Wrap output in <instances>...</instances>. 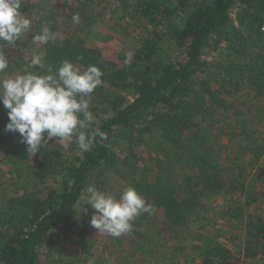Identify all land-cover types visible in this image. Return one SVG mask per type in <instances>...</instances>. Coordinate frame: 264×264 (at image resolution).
<instances>
[{
    "label": "trees",
    "instance_id": "16d2710c",
    "mask_svg": "<svg viewBox=\"0 0 264 264\" xmlns=\"http://www.w3.org/2000/svg\"><path fill=\"white\" fill-rule=\"evenodd\" d=\"M19 11L31 27L4 48L9 67L0 78L55 73L64 60L81 71L97 66L102 83L91 94L94 123L85 131L98 128L106 138L96 136L89 151H81L75 137L53 138L30 156L19 133L5 131L7 110L0 103V153L15 175L0 181V264L83 262L88 249L63 256L65 236L95 211L81 206L87 186L109 192L117 181L153 205L127 233L139 248L152 242L176 251L187 230L205 229L207 199L221 196L230 203L220 217L240 225L244 247H228L219 233H198L205 242L202 264H241L243 257L260 264L264 110L253 100L264 96V0H26ZM103 25L127 37L120 62L93 43L105 35ZM43 26L57 39L34 47L41 67L22 53L33 48L31 38ZM207 48L219 57L204 59ZM119 144L123 155L114 148ZM150 217L155 235L143 227ZM141 255L144 264H154L149 253Z\"/></svg>",
    "mask_w": 264,
    "mask_h": 264
},
{
    "label": "clouds",
    "instance_id": "9594fccd",
    "mask_svg": "<svg viewBox=\"0 0 264 264\" xmlns=\"http://www.w3.org/2000/svg\"><path fill=\"white\" fill-rule=\"evenodd\" d=\"M26 0H0V73L9 67L4 48L14 44L22 34L29 31L31 20L19 9ZM79 22L78 15L73 16ZM33 43L55 42L57 34L43 26L41 32L32 36ZM125 63H130L129 59ZM33 65L43 67L42 58L37 55ZM102 71L89 65L80 67L68 60L61 62L55 73L31 72L0 78V103L7 110L8 122L5 131L19 133L20 142L27 146L30 156L36 155L42 144L53 138L63 141L75 137L81 151H89L96 136L106 138L98 128L93 133L85 130L94 123L89 111L91 94L102 83ZM86 205L94 209L90 224L99 233L118 238L132 230L131 221L141 213H151L153 205L132 186H125L119 198L87 186Z\"/></svg>",
    "mask_w": 264,
    "mask_h": 264
},
{
    "label": "rangeland",
    "instance_id": "374dc122",
    "mask_svg": "<svg viewBox=\"0 0 264 264\" xmlns=\"http://www.w3.org/2000/svg\"><path fill=\"white\" fill-rule=\"evenodd\" d=\"M234 25H238L236 19L235 11L232 12ZM101 31L105 34L103 37L96 38L93 43L100 46L103 50L105 57L114 62H120V56L125 53L124 47L127 45V37L120 31L115 29H110L109 26H101ZM39 43H33V48H28L22 53L27 59H33V50ZM219 53L213 48H207L204 50L203 57L207 61H212L219 57ZM238 101L244 99L240 95H236ZM248 99L247 97H245ZM264 96L257 97L253 102H257L263 106L264 110ZM252 102V101H251ZM246 107V105H245ZM253 127H256L253 124ZM259 130L262 131L261 127ZM256 131V130H255ZM115 150L123 155V149L119 145H114ZM140 151L143 154H147V148L141 147ZM0 153V181H11L14 178L12 171V166L8 162L7 156ZM147 157V156H144ZM124 188L119 181L115 183L114 189H111L108 193L117 197ZM119 193V194H116ZM0 196V210L4 209L5 203ZM209 210L207 211L206 227L202 230H196L193 226L185 232L187 236L182 237L179 240V249L176 251H171L164 249L154 243H145L142 248L138 245L133 244L127 233L121 235L117 239L122 240V244L119 246L117 244H112L111 237L104 233H99L97 229L91 226L90 220L93 215L85 220V222H79L80 224L76 227L73 233L66 235L63 241V256L69 257L76 253L83 252V250L88 249L86 254V259L83 262H76L75 264H144L142 261V252H147L151 255V259L154 264H202L201 262V251L204 248L205 242L202 237L196 235L202 234L204 236L211 235L213 233H219L221 235V241L224 242L228 247L239 250L244 247L245 237L241 231L240 225L235 226L234 224L227 223V221L220 217L221 212L224 208L229 205L230 202L222 198L221 196L207 199ZM84 208L92 209L90 205H86V192L82 197V205ZM254 214H261L262 210L260 208H253ZM208 218V221H207ZM154 217H150L145 220L143 227L149 230L150 234L155 235L157 230ZM210 222V223H208ZM147 223H149L147 225ZM208 224V225H207ZM152 225V226H150ZM85 229V232L83 230ZM154 229V230H153ZM84 240L86 241L84 243ZM139 249V250H138ZM57 258H55L56 260ZM253 260L242 258L241 264H251ZM45 263V262H44ZM45 264H48L46 262ZM260 264H264V255L260 256Z\"/></svg>",
    "mask_w": 264,
    "mask_h": 264
},
{
    "label": "built area",
    "instance_id": "2783aa9c",
    "mask_svg": "<svg viewBox=\"0 0 264 264\" xmlns=\"http://www.w3.org/2000/svg\"><path fill=\"white\" fill-rule=\"evenodd\" d=\"M262 29L264 30V27Z\"/></svg>",
    "mask_w": 264,
    "mask_h": 264
}]
</instances>
